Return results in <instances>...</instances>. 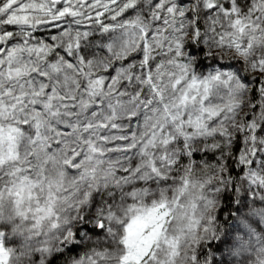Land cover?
<instances>
[{"label":"clouds","instance_id":"obj_1","mask_svg":"<svg viewBox=\"0 0 264 264\" xmlns=\"http://www.w3.org/2000/svg\"><path fill=\"white\" fill-rule=\"evenodd\" d=\"M162 2L175 14L152 0L126 16L116 0L99 22L87 4L51 25L37 14L13 44L0 14V264H121L125 213L162 196L156 264H264V135H244L264 93L241 79L264 71V0ZM90 212L103 231L75 240Z\"/></svg>","mask_w":264,"mask_h":264},{"label":"snow or ice","instance_id":"obj_2","mask_svg":"<svg viewBox=\"0 0 264 264\" xmlns=\"http://www.w3.org/2000/svg\"><path fill=\"white\" fill-rule=\"evenodd\" d=\"M238 2V0H237ZM116 3V0H7L6 3H3L0 6V14H5L6 9H10L7 13V22L5 24V30L7 34L11 37L8 39V44H13L14 40L18 39V37L12 36V29L17 26H30L32 19L36 17L37 14H43L48 17L46 21H37L43 22L45 24L51 25L59 21V19L70 16L76 17L81 15L80 7L87 4L89 8H95L96 11L94 16L90 15L89 19L95 18L97 22H99L108 12L110 7ZM152 3L157 6V9H166L169 14H175V9L170 6L168 3H163L162 0H152ZM176 4L178 6L183 5H191L192 0H176ZM78 5L80 7H78ZM53 6L55 11H53ZM221 5L216 4L214 2L209 3L207 5V12L201 13V15L207 16L209 13L216 12ZM231 6L227 3V0H224L222 4L223 10H228ZM127 11L121 9L123 15H128L129 12L134 11V7L131 4V0L129 3L124 6ZM182 15L187 16L189 19L193 16V9L189 8L187 11L181 10ZM118 16H112L107 22H104V27L107 29L109 25L113 24L116 19H119ZM163 22L164 24H168L169 21L167 17L164 15L163 11H158L157 13V23ZM174 23V22H173ZM197 25V34L199 36V30L203 27L200 24V20H196ZM58 31L55 28H52L49 32V36L52 40H55V36L52 33ZM33 36L36 35H44L43 33H32ZM87 36V33H84ZM147 35L151 36L152 33L149 32ZM73 38L70 36V39ZM77 41V44L80 40V35L77 33L74 37ZM199 39H204V36H199ZM143 46V43H142ZM0 48H3V44H0ZM203 51V48H201ZM127 63V61H125ZM264 64V61L260 62ZM231 65L221 64L220 68L225 69L229 68ZM111 73H109L110 75ZM264 76V71H260L253 78H249L248 76L242 77V81L244 84H253L251 89L253 99H256L264 93V80L261 77ZM260 108L259 105L252 109L253 115L247 116L245 119L249 122L248 131L244 133L247 136L249 133L254 132L255 136L264 135V122H261L259 126L256 125V120L258 118H264V109H260L258 112L257 109ZM67 131V129H65ZM121 142L126 143L123 137H120L116 143L120 144ZM240 142L241 137L240 133H237L236 138V152L240 151ZM118 150H127L124 148H120ZM204 155H209V153H204ZM258 155V153H257ZM194 157L198 158V154L193 153ZM209 158H212L209 156ZM241 159H243V154H241ZM181 159H185L181 157ZM171 163V162H170ZM255 163V161H253ZM244 170V165L241 164V171ZM111 203V201H109ZM99 201H96L93 198V209L97 207ZM99 211H103V208H100ZM172 209L168 206V201L162 196L159 201H153L152 205L149 207H142L138 210L132 211L131 206L130 209L125 213L127 219L124 221L123 225V238L122 244L124 247V254L120 257L121 264H156V252L155 249L158 246L157 242L163 237L164 234V226L167 223V219L170 216ZM95 217L92 212L88 215L82 217V220L89 221V223H81L79 226L72 227L69 225V234L73 236L75 240H83L84 237L81 235V229L86 230L87 233H91L94 235H99L100 232L103 231L102 224H93L91 227L89 224ZM83 245L79 243H72L70 247L66 249L69 253H76L82 249ZM59 256H63L64 253H59ZM56 259V257H53ZM51 264V262H49Z\"/></svg>","mask_w":264,"mask_h":264}]
</instances>
